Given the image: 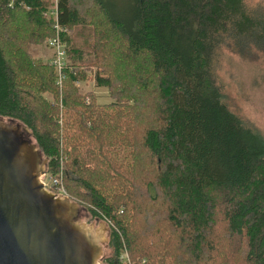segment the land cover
Returning a JSON list of instances; mask_svg holds the SVG:
<instances>
[{
  "label": "trees",
  "instance_id": "trees-1",
  "mask_svg": "<svg viewBox=\"0 0 264 264\" xmlns=\"http://www.w3.org/2000/svg\"><path fill=\"white\" fill-rule=\"evenodd\" d=\"M53 37L59 71L28 51ZM224 51L264 60V0H132L129 20L106 0H0V117L107 221L105 264H264V134Z\"/></svg>",
  "mask_w": 264,
  "mask_h": 264
},
{
  "label": "water",
  "instance_id": "water-1",
  "mask_svg": "<svg viewBox=\"0 0 264 264\" xmlns=\"http://www.w3.org/2000/svg\"><path fill=\"white\" fill-rule=\"evenodd\" d=\"M44 163L29 128L0 117V264H98L101 237L80 203L42 187Z\"/></svg>",
  "mask_w": 264,
  "mask_h": 264
},
{
  "label": "rangeland",
  "instance_id": "rangeland-1",
  "mask_svg": "<svg viewBox=\"0 0 264 264\" xmlns=\"http://www.w3.org/2000/svg\"><path fill=\"white\" fill-rule=\"evenodd\" d=\"M106 6L125 20L130 19L132 0H106ZM28 51L32 56L43 58V60L48 58L52 60L54 56V50L47 40L40 44H28ZM85 72L92 75L93 70H85ZM217 72L226 86L235 94L234 99L240 104L241 109L264 134V60L261 57L251 60L240 59L236 54L224 51ZM75 85L80 92L93 91L97 102H108L110 100L106 87L95 85L93 78L75 81ZM43 94L46 98H51L49 93L44 92ZM32 141H34L33 136ZM42 157L44 156L42 155ZM44 159L46 163V158L44 157ZM45 163L43 165L44 169ZM77 220L84 223L92 233L98 234V237L102 238H100L101 251L97 261L98 264H105L102 257L109 255L111 252V247L107 244V221L104 218L94 216L84 206L82 209L80 208ZM121 250L118 259L124 261L127 259L128 253L126 249Z\"/></svg>",
  "mask_w": 264,
  "mask_h": 264
},
{
  "label": "built area",
  "instance_id": "built-area-1",
  "mask_svg": "<svg viewBox=\"0 0 264 264\" xmlns=\"http://www.w3.org/2000/svg\"><path fill=\"white\" fill-rule=\"evenodd\" d=\"M50 12L53 13L54 8H51ZM53 26L55 28H59V26L56 23H54ZM47 42L54 50V56L51 62L55 64L57 70L59 71V69L62 66L63 57H64L63 43L58 41L56 37L47 39ZM59 78L60 77H58L57 83H59ZM62 177H63V169H62V164L60 163L56 171H49L44 169L43 172H40L37 175V180L40 182V184L44 189L50 191L54 195L67 196L63 186Z\"/></svg>",
  "mask_w": 264,
  "mask_h": 264
},
{
  "label": "crops",
  "instance_id": "crops-1",
  "mask_svg": "<svg viewBox=\"0 0 264 264\" xmlns=\"http://www.w3.org/2000/svg\"><path fill=\"white\" fill-rule=\"evenodd\" d=\"M42 59H43V58H42ZM47 60H49V58H48ZM44 61H46V60L44 59Z\"/></svg>",
  "mask_w": 264,
  "mask_h": 264
}]
</instances>
